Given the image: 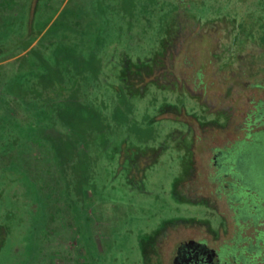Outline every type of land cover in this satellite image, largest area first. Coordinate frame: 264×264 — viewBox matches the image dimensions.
Here are the masks:
<instances>
[{"label": "rangeland", "instance_id": "rangeland-1", "mask_svg": "<svg viewBox=\"0 0 264 264\" xmlns=\"http://www.w3.org/2000/svg\"><path fill=\"white\" fill-rule=\"evenodd\" d=\"M263 120L264 0H0V264H264Z\"/></svg>", "mask_w": 264, "mask_h": 264}, {"label": "flooded vegetation", "instance_id": "flooded-vegetation-1", "mask_svg": "<svg viewBox=\"0 0 264 264\" xmlns=\"http://www.w3.org/2000/svg\"><path fill=\"white\" fill-rule=\"evenodd\" d=\"M225 256V250L218 251L207 240L197 241L187 238L180 240L174 246L170 264H229Z\"/></svg>", "mask_w": 264, "mask_h": 264}, {"label": "trees", "instance_id": "trees-1", "mask_svg": "<svg viewBox=\"0 0 264 264\" xmlns=\"http://www.w3.org/2000/svg\"><path fill=\"white\" fill-rule=\"evenodd\" d=\"M151 69H152V67H151ZM136 71L139 74H140V72H142V70H140L138 68L136 69ZM130 73H131L130 69L127 70V67H126L125 70H123L121 75H120V80L123 84L122 86L125 87V89H128V82L131 79V77H129ZM134 74H135V72H134ZM148 87L149 86H146V87L141 86L139 88L137 95H131L130 93L129 94L131 96H137V97H140L142 95L144 96V94L148 90ZM161 87H162V89H164L163 86H161ZM161 87L157 86L158 89H160ZM143 92H145V93L143 94ZM221 117H223V116L221 115ZM261 118H263V117L261 116ZM263 122H264V120H263ZM260 134H264V132H262ZM255 136L254 137L252 136L251 141L244 143V145L240 146L239 148L242 150V153L244 154L242 161L245 162V168L247 169L245 172L246 176L250 179L252 178L253 180L256 176H259L264 181V135H261L260 137H259V135H257L256 137ZM256 159H257V163L255 164ZM243 176H245V175H243ZM263 187H262V189H263L262 191H264ZM245 189L252 190V188L248 187V186H245ZM250 193L251 192H248L247 194H250Z\"/></svg>", "mask_w": 264, "mask_h": 264}]
</instances>
